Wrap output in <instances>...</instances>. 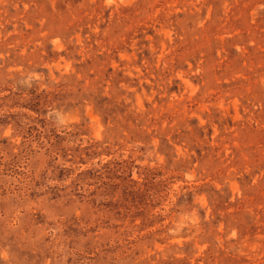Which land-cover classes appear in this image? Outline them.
Instances as JSON below:
<instances>
[{
  "label": "rangeland",
  "instance_id": "rangeland-1",
  "mask_svg": "<svg viewBox=\"0 0 264 264\" xmlns=\"http://www.w3.org/2000/svg\"><path fill=\"white\" fill-rule=\"evenodd\" d=\"M0 264H264V0H0Z\"/></svg>",
  "mask_w": 264,
  "mask_h": 264
}]
</instances>
